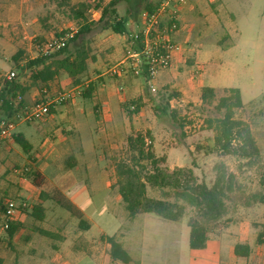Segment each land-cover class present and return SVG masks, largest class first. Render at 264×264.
Instances as JSON below:
<instances>
[{
	"label": "rangeland",
	"instance_id": "374dc122",
	"mask_svg": "<svg viewBox=\"0 0 264 264\" xmlns=\"http://www.w3.org/2000/svg\"><path fill=\"white\" fill-rule=\"evenodd\" d=\"M6 1L9 10L4 14L0 13V41L5 44L2 52L0 51L2 63L0 65V88L10 71H15L17 77L20 76L22 81H29L30 71L22 73L13 61V56L18 51H24L23 59L19 62V67H22L26 65L28 60L36 57V45L54 36H61L68 32L76 33L84 24L83 20L74 18L71 9L74 5L85 0H71L69 5L64 7L59 6L54 0ZM109 1L104 0V4ZM117 9L119 16L125 17L130 7L127 2H121ZM95 11L92 7L86 14L90 22L95 21L93 16ZM131 21H129V31L135 33L136 30ZM13 33L19 34L14 35ZM12 37H15L16 40H13ZM208 42L207 44H212L213 41L209 40ZM69 47L72 51L84 48L88 53L87 74L83 80L84 84L80 85L81 90L76 91V97L73 100L53 104L51 107L55 111L57 108L60 109L61 113L78 111L82 114H70L71 116L64 117L56 123L43 124L52 116L50 113L45 120L32 122L33 124L28 122L19 124L15 131L16 135L21 134L29 138V133L36 130L37 127L45 132H51L53 128H61L62 134L69 135L73 133L74 124H80L82 127L80 135L83 140L89 139L90 135L97 137L95 145H100L102 150L99 152L103 154L104 151L106 159V161L98 159L97 162L102 172L106 166V173L110 177L111 183L116 185V164L126 155L128 137L138 132L146 133L150 130L155 137V152L160 157H167L164 167L169 172L177 168H186L191 170L197 182L205 181L211 187L219 183L224 187L226 196L224 198L223 216L220 221L212 224L214 227L213 235L236 228L243 232L245 239L254 240L260 231L264 232V205L257 202L261 192L260 169L264 165V97L256 100V102L246 104L245 108L238 110L236 114L237 119L244 120L251 126L261 148L259 158L247 161L220 152L215 146L214 133L208 128L207 120L209 118L221 116L214 110V105L224 95V90L217 91V101L212 106H205L199 100L188 102L185 98L183 99L179 87H181L182 82L193 80L197 75L196 70H194V63H187L183 67L179 80L171 79L165 85L151 84L143 76L133 75L130 70L129 51L135 48L129 36L118 35L110 30L96 27L81 39L73 43L70 42ZM242 57L243 55L240 54L239 59L241 60ZM67 76L66 73L61 74L62 78L58 87H53V91L50 92L51 99L57 97L60 91L73 89L74 85L69 83ZM95 78L102 80L98 83L95 98H83L81 93L84 87L91 79L96 81ZM153 87L156 91H153ZM166 87L170 91L175 89L181 95L172 100L173 107L177 109L185 123L184 129L187 135L179 146L176 145L171 123L167 120L157 119L152 109L153 101L160 99ZM44 95L46 96V94ZM195 95L197 98V93ZM137 100H141L140 110L135 113V109L132 108L135 105L132 102ZM32 103L26 101L25 107ZM135 108L137 107L135 106ZM92 112L98 115L97 119L91 114ZM59 116L60 112L58 111L56 118ZM5 117V114L0 111V120ZM83 129H88V131L84 132ZM54 136V133L47 135L51 142L56 140ZM92 142L94 141H90V143ZM28 156L14 139L5 141L0 145V209L7 201L18 200L20 198L18 194L25 190L24 186L28 180L24 177V171L30 166ZM36 156L40 160L41 156L38 154ZM95 180L92 185L93 188L89 191V197L84 196L83 201L80 202L83 210L93 220L89 233L100 238L99 230L102 228L107 237L118 239L120 232L128 223L129 213L125 210L124 204L122 207H114L108 203V179H103L100 175ZM115 188L117 189V187ZM173 193L171 194L173 195ZM149 194L161 197L162 191L149 192ZM48 205L55 207L61 215L68 217L72 223L78 221L69 211L55 202H50ZM195 215L196 211L187 206L186 217ZM68 227L69 235L73 237L74 225L68 224ZM78 229L80 227H77ZM4 234L5 237L8 236L6 231ZM44 239L51 242V245L46 247L43 243L44 240H39L38 251L44 253L42 259L46 258L44 256L46 252L58 250L54 245H61L60 239L47 237ZM103 240L108 241L106 237H103ZM23 251L22 243L18 241H15L7 252L0 248L1 255L6 257L10 255L6 264H14L15 262L33 264L31 260L25 261ZM105 254H108V251ZM38 257L41 258V255ZM68 262L69 264H102L98 256L85 251L76 252ZM249 264H264V248H257Z\"/></svg>",
	"mask_w": 264,
	"mask_h": 264
},
{
	"label": "crops",
	"instance_id": "0c3cea01",
	"mask_svg": "<svg viewBox=\"0 0 264 264\" xmlns=\"http://www.w3.org/2000/svg\"><path fill=\"white\" fill-rule=\"evenodd\" d=\"M7 7V1L0 0L1 14L9 10ZM167 9L168 13L174 10L178 13L181 26L174 38L183 46V50L175 55L170 69L161 71L153 81L148 80V82L165 85L171 79L179 80L183 67L187 63H194V70L197 73L194 79L182 82L181 87L174 84L179 87L183 99L188 102L197 100L201 102L202 89L206 86L214 88L216 92L228 88L240 89L245 106L264 97V0H185L183 2L170 0ZM93 16L94 20L98 21L101 11L96 10ZM139 21L140 17L136 23L131 21L135 30ZM12 39L16 40L15 37ZM209 40L213 41L212 44H207ZM130 41H132L131 37ZM3 46L5 44L0 41L1 52ZM240 54L243 55L241 60ZM0 65H2L1 60ZM61 78L60 76L52 81L42 91L39 88L32 89L26 94L25 100L29 103L41 98L51 100L50 92L53 91V87H58ZM67 78L72 84V80L68 76ZM99 80L101 78H97L96 81L91 79L95 82ZM78 88L80 86L73 87V89ZM96 92L92 98H95ZM58 111L60 116L56 118ZM61 112L57 108L43 124L56 123L64 117L71 116L70 114H82L78 111ZM91 114L97 119L98 115L95 112ZM86 130L88 131L83 129L84 132ZM44 132L37 127L29 133V138L24 136L32 146L28 154L30 167L35 166L46 177L42 190L61 191L79 208L89 227L77 230V227H80L79 220L72 223L68 217L61 215L55 207L48 205L53 202L52 200L42 202L41 190L36 189L28 180L24 186L25 190L18 194L20 198L16 201H25L30 207L18 210L12 217L11 223L16 227L12 238L9 235L5 237L4 234L5 204L0 209V248L7 252L15 241L21 242L24 250L23 258L25 261L31 260L33 264H69L71 257L81 251L98 256L102 264H114L117 261L125 264L120 260H112L111 244L103 240V237L107 238V236L102 228L99 230L100 238L89 233L93 220L80 204L84 196L89 197V191L100 175L103 179H108V203L114 207H122L124 204L118 188H115L106 173V166L103 172L99 167L98 159L105 161L106 159L104 151L103 154L99 152L102 150L100 145H95L97 137L90 135L89 139L83 140L80 135L82 132L80 124H74L73 133L69 135L62 134L61 128ZM51 133L56 137L53 142L47 137ZM92 140L94 142L90 143ZM36 154L41 156L40 160ZM30 159H34V164ZM37 204H42L46 209L43 220L35 219L32 214V207ZM68 224L74 225L73 237L69 235ZM42 230L58 235L61 240L60 246L54 245L58 250L46 252L45 259H42L44 253L38 251L39 240L43 239L46 247L51 245V242L46 241L44 239L46 237L40 234ZM261 232L263 231L259 234ZM190 235L191 228L187 219L169 221L154 213H143L134 217L129 215L128 223L120 232L118 240L132 257V262L129 264H249L257 248H264V242L257 241L258 235L254 240H247L243 232L236 228L227 229L217 235L210 234L204 249H192ZM237 244H248L251 247L250 255L237 256L235 254ZM106 251L108 254H105ZM39 255L41 258L38 257ZM7 257L0 254V258L4 260L3 264L7 263L10 255Z\"/></svg>",
	"mask_w": 264,
	"mask_h": 264
},
{
	"label": "trees",
	"instance_id": "16d2710c",
	"mask_svg": "<svg viewBox=\"0 0 264 264\" xmlns=\"http://www.w3.org/2000/svg\"><path fill=\"white\" fill-rule=\"evenodd\" d=\"M54 1L59 6L64 7L68 6L71 0ZM163 1L110 0L104 4V0H85L74 5L71 9L74 18L83 20L84 24L74 33V37L66 47L49 57L30 59L22 67H19V62L23 59L24 51L20 50L13 56V61L18 70H21L22 73L30 71L31 75L28 82L22 81L20 76L17 77L16 75L14 79H5L1 83L0 111L5 114V118H12L19 112V109H24L26 105L25 96L29 91L34 88H39L42 91L52 81L60 77L62 73L68 75L74 86L84 84L83 80L88 70V53L84 48L72 51L69 47L70 42L73 43L81 39L96 27L110 30L119 35L129 36V21L132 20L136 23L142 11L153 12ZM121 2H127L130 7L125 17H120L118 13L117 7ZM92 7L97 11H101V17L98 21L90 22L86 17ZM141 76L149 80L148 65H144ZM100 81L102 80L89 81L81 93L82 97L85 99L92 98ZM180 96V93L175 89L170 91L166 87L160 99L152 103L156 118L171 123L177 146L181 145L187 137L184 129L185 123L177 109L172 105V100ZM216 101V90L208 86L203 87L202 104L212 106ZM140 102L141 100L132 102L137 107L134 108L135 113L140 110ZM243 108H245V105L240 89H224V95L214 105V110L221 116L209 118L207 123L208 128L214 133L215 146L220 152L250 161L261 156V148L251 126L246 121L236 118L237 111ZM52 112H54V109L51 107L50 113ZM13 139L27 154L30 153L32 146L23 135L15 134ZM154 143L155 137L150 130L146 133L138 132L130 135L127 140L126 155L116 164L117 180L115 186L122 197L125 210L131 217L143 213H154L169 221L187 219V223L191 228L190 247L192 249H204L210 234L214 232L212 224L220 221L223 216L224 198L226 196L224 187L219 183L211 187L205 181L197 182L191 170L186 168H177L169 172L164 167L167 157H160L156 154ZM30 161L34 164V159H30ZM30 166L24 171V177L36 189L41 190L40 200L42 202L52 200L77 218L80 228H88L89 224L83 219L79 208L61 191L46 192L42 190L46 183V177L38 168ZM259 184L261 192L257 202L264 205V165L260 169ZM158 191H162L161 197L149 194V192L156 193ZM172 192H174L173 195ZM187 206L196 211L195 216L186 217ZM45 210L42 204H37L32 207V214L35 219L43 220ZM6 231L9 237L12 238L16 232V227L9 223ZM40 234L48 238L59 239L58 235L49 231L42 230ZM107 239L111 244L110 256L113 261L120 260L125 264L132 262V257L116 237H107ZM257 241L258 243L264 242V232L258 235ZM250 253L251 247L248 244H237L235 247L237 256L247 257ZM3 263L4 260L0 258V264Z\"/></svg>",
	"mask_w": 264,
	"mask_h": 264
},
{
	"label": "built area",
	"instance_id": "2783aa9c",
	"mask_svg": "<svg viewBox=\"0 0 264 264\" xmlns=\"http://www.w3.org/2000/svg\"><path fill=\"white\" fill-rule=\"evenodd\" d=\"M169 1L164 0L153 12L142 11L137 30L130 35L135 49L129 51V59H131L129 66L135 76H141L144 65H148L149 80L153 81L160 71L170 69L173 66L175 55L183 50V46L176 42L174 38L180 31L179 16L175 10L168 13ZM179 1L183 2L185 0ZM73 37L74 33L68 32L64 35L47 39L43 43L36 45L37 55L34 58L53 55L66 47ZM6 76L7 80H12L16 77V72L10 71ZM77 90H80V88L62 91L51 100L37 99L12 118L0 120V145L13 139L19 124L45 120L49 116L53 104L73 100L76 97ZM153 91H156L154 87ZM132 108L134 109L135 107L132 106ZM29 207L30 205L25 201H7L4 211V216L6 217L5 229L8 228L12 217L18 210ZM114 264H121V262L117 261Z\"/></svg>",
	"mask_w": 264,
	"mask_h": 264
}]
</instances>
